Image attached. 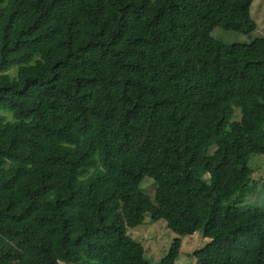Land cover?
Wrapping results in <instances>:
<instances>
[{"label": "trees", "instance_id": "obj_1", "mask_svg": "<svg viewBox=\"0 0 264 264\" xmlns=\"http://www.w3.org/2000/svg\"><path fill=\"white\" fill-rule=\"evenodd\" d=\"M254 1L0 0V264H150L147 218L179 237L157 264L196 233L197 264H264Z\"/></svg>", "mask_w": 264, "mask_h": 264}, {"label": "rangeland", "instance_id": "obj_2", "mask_svg": "<svg viewBox=\"0 0 264 264\" xmlns=\"http://www.w3.org/2000/svg\"><path fill=\"white\" fill-rule=\"evenodd\" d=\"M252 18L258 25V30L255 35L264 36V0H255L252 6ZM219 30V29H218ZM217 30V31H218ZM217 36H221L226 41H232L233 39H240L241 35L236 33H227L219 30L216 33ZM247 40H251L250 38ZM119 129L122 135L127 140H132L134 143L133 157L136 159L142 158L148 155L152 151V143L146 139H139L132 137L130 130L125 125H119ZM215 149H212V152ZM255 157L252 164L255 166L257 159ZM207 178V176L205 177ZM258 182L264 180V165L257 170L254 177ZM147 186L145 187V193L151 197L155 195V189L152 187L153 181L147 180ZM259 185L256 192L250 196V200L257 206L264 205V192ZM128 235L133 241L140 245L146 254V259L150 264H157L168 253L171 245L175 239L179 237L167 228L164 221L153 222L150 218H147L145 223L136 229H129ZM209 243L201 233H196L192 237L183 239V248L180 257L177 260V264H197L194 258V253L202 251Z\"/></svg>", "mask_w": 264, "mask_h": 264}]
</instances>
